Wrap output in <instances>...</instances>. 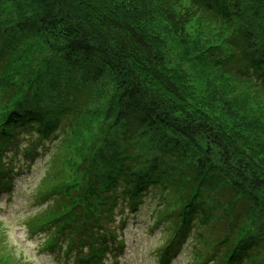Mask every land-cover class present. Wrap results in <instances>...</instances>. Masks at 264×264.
<instances>
[{"label": "trees", "instance_id": "16d2710c", "mask_svg": "<svg viewBox=\"0 0 264 264\" xmlns=\"http://www.w3.org/2000/svg\"><path fill=\"white\" fill-rule=\"evenodd\" d=\"M8 1L17 12L0 18V148L11 151L20 137L34 135L24 146L30 155L38 143L71 129L74 140L91 139L78 163L64 157L58 166L53 157L36 187L39 200L52 202L34 223L40 231L52 229L50 243L100 251L97 239L116 235L109 224L116 199L134 206L145 186L159 184L169 188L159 220L174 232L165 244L194 226L189 264H264V0ZM170 43L202 89L195 90L179 62L170 64ZM36 45L50 48L48 65L59 55V65L79 73L77 85L57 89L65 103L57 112L36 105L40 73L25 76ZM102 78L110 94L102 108L86 114L121 126L128 138L144 133L173 144L184 164L173 168L170 180L136 172L127 148L113 152L109 141L78 137ZM97 159L108 166L99 170ZM5 175L0 168L3 185ZM203 193L213 197L208 209L199 205Z\"/></svg>", "mask_w": 264, "mask_h": 264}, {"label": "rangeland", "instance_id": "374dc122", "mask_svg": "<svg viewBox=\"0 0 264 264\" xmlns=\"http://www.w3.org/2000/svg\"><path fill=\"white\" fill-rule=\"evenodd\" d=\"M16 12L15 6L10 1H0V18L10 17L15 15ZM24 44L25 41L21 40L18 43V47ZM167 48L170 64L176 65L179 62L189 73L192 82L196 86L195 90L202 89V84L199 82L200 78L194 76V69L191 64L183 63L179 60L177 50L173 44H167ZM52 55L50 48L47 46H33L24 70L25 76L28 78L32 77L36 72L40 73L39 81H37L38 93L35 96L37 97L36 105H40L42 109L47 111L57 112L65 105L62 99L57 98L60 93L57 89L63 90L67 83H71L73 87L77 85L79 73L71 69L66 63L59 65L57 63V60L60 59L59 55L52 59L48 65L45 59L51 58ZM209 76L213 77L214 75ZM55 83H58L56 88L54 87ZM216 83L220 84V86L224 84L226 87L225 83L221 81ZM109 84L107 78H102L93 86L83 115V127L77 129L78 137H84L85 139L86 136L89 138L98 137V144L108 143L109 141L115 145L109 149L113 150V152H121L127 148L133 156L131 161L135 164L134 170L136 172L144 177L154 174L170 180L171 176L175 175L173 168L176 171L184 164L179 160L178 152L173 148V144L164 141L159 142L158 138L152 139L150 135L144 133L128 138L125 136V131L121 126L106 125L101 121L94 122L86 114V112L95 113L102 108L107 96L110 94ZM233 94L239 95L238 93ZM192 95L196 96L197 92H193ZM230 96L233 97V95ZM71 131L72 129L67 132V136H57L56 140L60 139L54 149L52 142H50L51 144L46 143L47 153L43 155L42 152H39L33 164H27L22 161L24 160L23 154H21L23 152H19L20 154L14 160L15 168L24 169L20 170L23 175L16 190L11 196L7 197L6 201L0 200V246L3 247V250H0V264H73L61 260L66 257L62 252H59L60 254L54 253L53 255L45 254L46 251L40 252L39 249L45 237L42 235L30 236V229L27 227V224L36 223V215L43 207L45 208L43 206L40 209L42 205L37 203L40 196L36 193L35 186L42 182L46 172L51 169L50 161L52 158L57 157L56 164L58 166H62L64 157H68L72 162L78 163L81 160V154L89 151L91 139L86 140L84 143L79 139L74 140L75 136L72 135ZM200 139V144L206 142L204 134L201 135ZM27 143H29V138H23L22 144ZM213 153L217 156L215 150ZM103 166L107 167L108 165L107 163L102 165V162L98 160L96 167L99 170H104L105 167ZM29 169L31 170L29 171ZM45 182L47 183H45L44 187L49 188L52 186V182L48 179ZM160 193V188L151 186L145 193L141 207L137 208V210H129L130 208H128L126 203L121 205L122 210H124L122 217L126 218L127 224L124 232L122 234L119 232L118 236L124 238L125 245L120 249L117 248L119 252L117 258L112 259V256L108 254L105 257L104 264H157L155 251L169 236L166 220L158 219L159 212L162 211L160 209L162 203L159 202L160 198L158 196ZM212 198L211 195L203 193L202 203L199 205L208 209L211 207ZM157 221L159 222L157 223ZM251 232L253 234L259 233L257 229H252ZM193 247V242L187 239L182 252L176 256L172 264H185L187 261H191L195 255ZM5 253H7V256H4ZM253 254H249V257L253 256ZM3 257L4 260H2Z\"/></svg>", "mask_w": 264, "mask_h": 264}, {"label": "bare ground", "instance_id": "6f19581e", "mask_svg": "<svg viewBox=\"0 0 264 264\" xmlns=\"http://www.w3.org/2000/svg\"><path fill=\"white\" fill-rule=\"evenodd\" d=\"M160 264H163V262H161Z\"/></svg>", "mask_w": 264, "mask_h": 264}]
</instances>
